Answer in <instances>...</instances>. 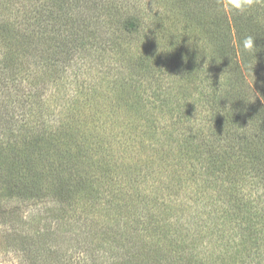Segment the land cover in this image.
Returning a JSON list of instances; mask_svg holds the SVG:
<instances>
[{
    "label": "trees",
    "instance_id": "1",
    "mask_svg": "<svg viewBox=\"0 0 264 264\" xmlns=\"http://www.w3.org/2000/svg\"><path fill=\"white\" fill-rule=\"evenodd\" d=\"M186 1L191 4L185 21L150 27L148 15L140 8L131 11L127 0H0V133L13 127L11 136L0 137L5 206L40 204L47 212L51 203L74 215L78 201L122 190L108 162L148 153L145 167L130 173L141 187L117 194L140 209L141 215L134 212L133 231L124 236L115 222V231L106 227L104 232L122 256L126 250L134 260H119L118 248L105 245L102 237L98 246L102 251L107 246L109 256L98 263L97 249L91 250V261L79 255L75 264H212L196 252L193 232L210 242L215 234L223 238L234 230L241 264H264V101L254 97L246 79L257 80L255 61L264 60V0H251L243 10L235 8L237 0ZM247 37L254 41L251 50ZM101 53L102 59L122 64L131 79L94 87L76 70L70 95L76 104H67L52 130L43 115L53 110L40 105L53 98L50 87L59 95L62 66ZM164 78L172 85L165 88ZM103 96L104 101H93ZM120 114L130 115L120 120ZM120 124L129 128V138L114 131ZM61 127L64 132L51 133ZM161 135L164 151L147 152ZM159 159L166 161L163 168L159 162L154 167ZM94 168L103 170L95 187L88 177ZM171 189L183 200L170 201ZM189 190L209 199L215 210L195 207L191 213L195 201ZM115 201L116 196L110 202ZM108 213L102 223L107 226ZM34 243L39 244L34 264L65 260L63 251L52 250L40 236Z\"/></svg>",
    "mask_w": 264,
    "mask_h": 264
},
{
    "label": "rangeland",
    "instance_id": "2",
    "mask_svg": "<svg viewBox=\"0 0 264 264\" xmlns=\"http://www.w3.org/2000/svg\"><path fill=\"white\" fill-rule=\"evenodd\" d=\"M122 1L123 3L125 0H117V2ZM130 3L131 11L141 9L143 14L145 15L146 20L149 21L148 24L150 27L152 24L156 23H163L165 27H169V25L172 24V22L177 23L183 22L186 19L185 15V9L186 11H189V1L186 0H127ZM189 3V4H188ZM133 6V7H132ZM169 6V8H168ZM129 9V7H127ZM195 8V6H194ZM129 9V10H130ZM160 10H163V13L160 15ZM146 31L148 30L149 26H145ZM99 55V54H97ZM105 57V53H101L99 56L89 57L87 59L83 58L78 62H72V64H69L67 66H62L63 73L61 74L59 85V95H57V92H54L52 87H50L48 90L52 94L53 98L48 99V101H45L42 99L41 101V108L40 109H52V114H44L43 118L48 121L49 123L52 122L54 127L52 130H56L57 126L59 125V119L61 112L64 110H68L67 106H72L71 102H74L70 95L71 90L73 88L72 80L74 79V73L76 70L79 69V73L81 74L82 78L84 77L89 83H91L92 86L97 87L100 84V82L103 83V87L105 88L106 83L110 81L117 80L121 77L131 79V76L125 75L128 71L123 67L122 64H119L118 62L111 61L110 59H102V56ZM257 64H255L253 71L257 72V80H254L252 77L247 76V80L250 82L251 86H253L255 94L254 97L260 98L262 101H264V60L259 56L256 61ZM207 63V62H206ZM89 71V72H88ZM258 75H261V84H258L257 87H255L254 81H258ZM32 86L31 84H29ZM38 85V84H37ZM163 85L165 88L168 86H171L172 84L167 80V78L163 79ZM32 89V87H28ZM36 89V85L33 87ZM40 88V87H39ZM101 89V88H100ZM99 90V89H98ZM48 93V92H47ZM254 94V93H253ZM105 95V94H103ZM44 96V95H43ZM104 97H96L93 99V101L99 102L101 100L104 101ZM106 99V98H105ZM71 101V102H70ZM48 102V103H45ZM75 103V102H74ZM68 104V105H67ZM76 104V103H75ZM39 109V107H38ZM71 109V108H70ZM130 114H124L121 117L120 114V120H125ZM70 116V113L67 115ZM32 116H30L31 118ZM71 117V116H70ZM166 117V116H165ZM41 122V120L39 121ZM80 126H82L80 124ZM5 133H3L6 136H11V131L13 134V127L7 126ZM11 127V128H10ZM5 128V127H4ZM3 128V129H4ZM114 131L119 132V136H125L124 139L129 138L128 137V129L125 125L124 127L122 124L118 126H113ZM62 131V127L55 132L51 133H59ZM164 130H162L161 126L158 128V132L163 133ZM16 132V129L15 131ZM64 132V131H62ZM3 134L0 133V137H3ZM65 134H68L65 129ZM64 134V135H65ZM158 142H150L149 149L146 151L151 153L153 150L162 149L161 151H164V136L161 135L159 137ZM163 144V146H162ZM145 154L148 153H141L139 156L135 155H126V158L123 160H112L108 162V167L110 170H112L111 167L114 168L116 175L118 176L119 182L118 185H120L122 190L116 191V195L111 193H106V198L104 199L102 196L97 198V201H93L91 199L82 202L81 200L78 201L79 204H77V208L73 210V214L70 216L69 209L63 208V210H60L56 205H53L49 203L48 211L45 212V207H42V205L37 204L36 206L32 205L31 203L20 205V207L15 208V203L11 202L9 206H5L4 204V194L0 192V264H34L36 263V258L39 255V244L32 242L34 239L37 241V238L40 236L41 239L46 243V241L51 246V249H58L59 251H63L65 255V260L62 262V264H75V261L77 260L76 256H81L82 258H88L89 261L93 259V253L94 250L97 249L96 255L98 263L103 258H106L109 256L108 253V247L105 246L107 243H112V241H109L106 234L104 235V232L106 231V227H112V231H115V228L118 227L115 222L120 223V229L118 232H124V236H127L129 232H132L133 226H135L134 222V212L137 210L138 214L141 215L139 208H134L131 206L134 203L129 200H125V197L118 196L117 194L122 193L124 191H127L128 193L132 192L136 187H141L135 180L134 175H130L132 171H134L136 168L139 167H145L146 160L148 157H146ZM159 162L160 166L162 167L165 165L166 161H162V159L155 160L153 163L154 165ZM104 169L107 166V163L104 162L103 164ZM154 167L157 168V165ZM163 168V167H162ZM85 172V169H83ZM2 169H0V175H1ZM103 172L102 168H99L96 170L94 168L93 172H90V175L88 177H93L91 180L95 182L94 187L97 185L99 180V175ZM181 179H185L187 176L182 175L180 173ZM157 178V177H156ZM104 178L103 180H105ZM139 179L138 176H136V180ZM147 180L151 183L153 180L152 176H148ZM102 181V180H101ZM102 187V186H101ZM100 187V188H101ZM99 188V189H100ZM1 189V184H0ZM98 189V190H99ZM187 191V190H186ZM189 195L191 196L190 200H194L192 207H189V211L191 213H195V207H198V210L203 209V207H208L204 210V212H207L209 210H215V205H212L210 203L209 199H202L201 194L196 190L194 191H188ZM187 193V196H188ZM178 194V193H177ZM176 191H172L171 189V199L170 201H174L175 199L183 200L182 194L177 195ZM116 196V201L110 202L111 198H114ZM109 200V202H107ZM82 202V203H81ZM179 203V202H176ZM192 204V203H191ZM135 205V204H134ZM210 206V207H209ZM110 212L108 213L107 210ZM133 209V210H132ZM186 212V210H184ZM182 213V217L186 221V218L188 214ZM110 218V225L107 226L105 224H102L105 219L107 220V214ZM63 217L61 219H56L55 216ZM211 225L215 223V217L213 213H210L209 216ZM140 218H145V216H140ZM54 219V222H50V220ZM64 221L65 225L62 224ZM67 221V222H66ZM87 221V222H85ZM184 221V223H185ZM82 223V225H79ZM134 224V225H133ZM35 228L42 230L41 233H37L35 231ZM183 229L186 228V224L183 225ZM199 229H202L204 232L205 226L200 227ZM96 230L98 232H96ZM125 230V231H123ZM101 232V233H100ZM103 232V233H102ZM193 237L196 239L198 246L196 252L199 253L200 256H205V262H212V264H220V261H222V264H241L242 255L241 253L236 252V250L239 247V244L235 243L238 241V238L236 237L235 230L232 234H227L225 231V237L223 238H214L211 239L210 242H206V240H202L199 236L200 234L196 231L193 232ZM220 233V232H219ZM78 235L83 236L81 239L76 238ZM107 235H110V233L107 232ZM94 236L93 238H91ZM105 238V246L104 250L102 251L101 246H98L100 241H102L101 238ZM233 237V238H231ZM237 239V240H236ZM126 247L129 245L128 240L122 241L121 239L118 240ZM216 241V242H214ZM117 243V242H116ZM116 243H112L113 246L118 248L119 251H117L118 254L121 256H118L119 260H126V261H133L134 258L132 256H128V253L126 250H124V256H122V251L119 249L118 245ZM33 246H32V245ZM48 245V246H49ZM218 245L219 247H222L219 251L221 256H218ZM247 245H250V242L247 243ZM231 247L230 250H228L227 253H222L223 247ZM27 249L29 251H27ZM101 249V250H100ZM32 250V251H31ZM33 252V254H32ZM106 256V257H105ZM67 258V260H66ZM49 258L45 257V260L47 261ZM76 259V260H74ZM254 264V263H252Z\"/></svg>",
    "mask_w": 264,
    "mask_h": 264
},
{
    "label": "clouds",
    "instance_id": "3",
    "mask_svg": "<svg viewBox=\"0 0 264 264\" xmlns=\"http://www.w3.org/2000/svg\"><path fill=\"white\" fill-rule=\"evenodd\" d=\"M251 3V0H237L235 4V8L237 10H243L248 4ZM247 47L251 50L254 47V41L251 37L246 38Z\"/></svg>",
    "mask_w": 264,
    "mask_h": 264
}]
</instances>
